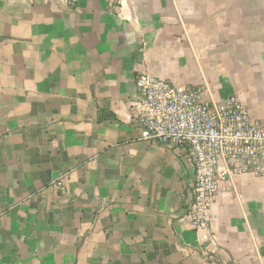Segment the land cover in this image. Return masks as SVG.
<instances>
[{
    "label": "crops",
    "instance_id": "crops-1",
    "mask_svg": "<svg viewBox=\"0 0 264 264\" xmlns=\"http://www.w3.org/2000/svg\"><path fill=\"white\" fill-rule=\"evenodd\" d=\"M140 73L264 121V0H0V264H264V176L195 229L189 148L127 118Z\"/></svg>",
    "mask_w": 264,
    "mask_h": 264
},
{
    "label": "built area",
    "instance_id": "built-area-1",
    "mask_svg": "<svg viewBox=\"0 0 264 264\" xmlns=\"http://www.w3.org/2000/svg\"><path fill=\"white\" fill-rule=\"evenodd\" d=\"M135 90L138 98L129 103L127 118L139 124L138 141L189 148L194 178L186 217L209 234V211L230 192L232 178L264 176V121L252 118L235 97L207 102L199 87L174 85L147 73L137 76ZM51 188L67 194L63 178L52 181ZM207 239L215 247L214 237Z\"/></svg>",
    "mask_w": 264,
    "mask_h": 264
}]
</instances>
